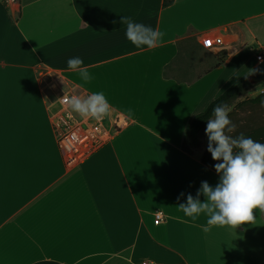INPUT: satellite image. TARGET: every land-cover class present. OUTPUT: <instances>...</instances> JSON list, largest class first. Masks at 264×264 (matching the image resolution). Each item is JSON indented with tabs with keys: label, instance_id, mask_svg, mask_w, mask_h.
Wrapping results in <instances>:
<instances>
[{
	"label": "crops",
	"instance_id": "0c3cea01",
	"mask_svg": "<svg viewBox=\"0 0 264 264\" xmlns=\"http://www.w3.org/2000/svg\"><path fill=\"white\" fill-rule=\"evenodd\" d=\"M0 0V264H264V211L212 226L177 209L219 176L183 148L188 120L264 60V0ZM122 17L163 32L154 48L124 38ZM223 43L202 47L206 35ZM257 48L256 54L251 51ZM251 52V53H250ZM78 56L89 83L67 69ZM103 91L126 125L68 163L56 146L59 93ZM264 83L229 106L264 143ZM183 194V195H181ZM203 202L204 197H200ZM164 221L154 224V214Z\"/></svg>",
	"mask_w": 264,
	"mask_h": 264
},
{
	"label": "clouds",
	"instance_id": "9594fccd",
	"mask_svg": "<svg viewBox=\"0 0 264 264\" xmlns=\"http://www.w3.org/2000/svg\"><path fill=\"white\" fill-rule=\"evenodd\" d=\"M120 23L126 25L124 38L137 48H154L164 35L128 17H122ZM66 65L68 70L77 72L82 82L92 81L93 76L80 57L68 58ZM56 103L84 120L100 121L110 116L112 111L103 91H93L88 95L64 93L52 104ZM261 105L264 106V100ZM230 112L228 104H217L206 121L207 151L217 162L214 168L219 176L218 183L212 187L206 181L202 182L195 198L189 194L186 203L177 206L185 217L196 218L201 213L206 214L205 231L212 226L236 228L254 220V209L264 211V143L243 133L230 135L236 128ZM201 196L204 197L203 202Z\"/></svg>",
	"mask_w": 264,
	"mask_h": 264
},
{
	"label": "built area",
	"instance_id": "2783aa9c",
	"mask_svg": "<svg viewBox=\"0 0 264 264\" xmlns=\"http://www.w3.org/2000/svg\"><path fill=\"white\" fill-rule=\"evenodd\" d=\"M6 5L16 9L18 0H5ZM5 5V6H6ZM221 37L217 35H206L202 40V47L211 49L222 45ZM257 61H262L261 56H257ZM70 94V93H65ZM64 93L57 97L60 99ZM57 108L52 115V129L56 140V146L68 163L79 162L85 159L111 142L115 133L122 126H125L126 121H121L116 116L112 121L106 117L100 121L84 120L78 115L70 113L65 106L56 103ZM164 221L161 213L154 214V224H159ZM140 264H156L150 261H142Z\"/></svg>",
	"mask_w": 264,
	"mask_h": 264
},
{
	"label": "trees",
	"instance_id": "16d2710c",
	"mask_svg": "<svg viewBox=\"0 0 264 264\" xmlns=\"http://www.w3.org/2000/svg\"><path fill=\"white\" fill-rule=\"evenodd\" d=\"M173 2L174 0H162V8L164 9L171 6ZM253 86L254 85L247 79V77H241L215 100L209 103L203 112L192 116L186 125L183 148L186 145H188L190 148H195L199 145V138L205 131L207 118L210 117L211 110L215 105L221 103L230 105L234 100L245 94V92Z\"/></svg>",
	"mask_w": 264,
	"mask_h": 264
},
{
	"label": "water",
	"instance_id": "95a60500",
	"mask_svg": "<svg viewBox=\"0 0 264 264\" xmlns=\"http://www.w3.org/2000/svg\"><path fill=\"white\" fill-rule=\"evenodd\" d=\"M248 80L253 84L257 85L264 82V60H262L256 67L255 70L248 77Z\"/></svg>",
	"mask_w": 264,
	"mask_h": 264
},
{
	"label": "rangeland",
	"instance_id": "374dc122",
	"mask_svg": "<svg viewBox=\"0 0 264 264\" xmlns=\"http://www.w3.org/2000/svg\"><path fill=\"white\" fill-rule=\"evenodd\" d=\"M249 51H251L253 54H256V52H257V48H256V47H252L251 50H247L245 53H249ZM251 52H250V53H251ZM59 95H61V93L56 94V97H54V99H53V103H55V102L57 101V97H58ZM116 116H117V114L114 113L113 111H111V114H110V116H108V117H109L110 120L112 121Z\"/></svg>",
	"mask_w": 264,
	"mask_h": 264
}]
</instances>
